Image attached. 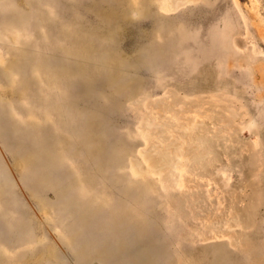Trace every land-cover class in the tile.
Instances as JSON below:
<instances>
[{"label":"rangeland","instance_id":"rangeland-1","mask_svg":"<svg viewBox=\"0 0 264 264\" xmlns=\"http://www.w3.org/2000/svg\"><path fill=\"white\" fill-rule=\"evenodd\" d=\"M82 1L87 27L99 24L98 9L122 21L115 37L102 33L104 41H112L108 49L87 54L65 40L59 51L36 48L27 43L34 36L15 19L31 11L35 0H0V127L15 123L30 130L28 124L43 123L52 135L80 145L81 135L64 131L54 115L28 111L33 103L19 87L28 74L12 66L28 53L47 61L64 58V49L109 56L110 65L93 59L89 64L103 65L101 78L113 77L116 85L107 103L111 113L101 98L98 104L108 138L123 152L116 169L131 190L124 206L132 219H143L137 231L157 257L150 264H264V0ZM42 7L56 16L51 5ZM75 10L70 7L66 17L71 23ZM32 75L37 78L32 89L63 92L39 73ZM59 96L55 101L62 103L65 95ZM0 140V167L9 172L0 174V218L20 217L19 224L34 228L37 236L25 240L0 220V264H55L54 252L75 262L68 233L55 223L61 211L41 204L43 194L20 180L22 158ZM78 151L81 159H64L65 171L79 182L74 192L81 199L106 200L109 207L121 194L96 195V185L83 179L93 176L99 186L108 181L96 173L95 157L80 146ZM8 178L15 197L8 192L4 198ZM46 188L55 201V189Z\"/></svg>","mask_w":264,"mask_h":264},{"label":"bare ground","instance_id":"bare-ground-1","mask_svg":"<svg viewBox=\"0 0 264 264\" xmlns=\"http://www.w3.org/2000/svg\"><path fill=\"white\" fill-rule=\"evenodd\" d=\"M100 1L112 2L113 0H97L98 5ZM44 4L51 5L56 16L53 17L44 11L42 7ZM8 6L9 3L5 7ZM86 6L87 4L82 0H35L31 11L27 13L21 11L15 16V19L22 29L34 36L35 40L27 43L36 48L59 51L63 40H65L73 45L75 50H82L87 54H92L94 51L103 48L108 49L112 45V41H104L102 33H110L112 37H115L120 32L118 23L121 20L112 16L113 13H99L98 9L99 24H92L87 27L81 20V14L85 12L83 7ZM70 7L76 8V15L72 18L74 23L66 18L70 14ZM12 18L13 15L8 17V19ZM64 52H61L64 58L58 57L55 60L48 58L49 61L41 54L19 55L20 58L14 65L15 67L12 66V70L28 74L20 80L19 85L22 95L30 97L33 103V107L28 108V111L32 113L45 111L54 115L57 124L64 131L71 135H81L80 145L76 144L69 136L52 135V129L43 123L28 124L30 128L27 127L30 130L15 123L10 128L7 125L8 130L0 127V130L4 129L0 131L2 132L0 138L3 139L5 148H8L13 155L22 158L19 172L20 180L31 186L36 194H43L44 200L42 199L43 203L41 204L54 211H61V215L56 217L55 223L68 233L67 244L73 253L75 262L70 256L60 257L58 252H54V257L58 259L53 261L55 264H94L98 261L102 264H150L157 257L155 258L153 246L151 247L144 240L143 235L138 233L140 231H137L143 223V219L133 216L132 219L131 213L126 212L124 206L126 199L131 195V190L125 182V176L118 174L116 169L119 166L118 159H123V152L119 153L115 144H112V140L108 138L110 129L101 116V111L104 108L102 110V106L98 104L100 98L106 105L111 103V99L115 97L116 85L113 84V77L101 78L103 65H97L95 62L89 64L92 62L90 60L93 59L104 65H110L112 59L107 55L82 56L74 54L72 50L68 52L65 49ZM65 56L73 58L74 61L68 62L65 60ZM79 62H84V64ZM35 72L39 73L41 79L47 83L60 85L63 92L44 90L41 93V90L32 89L31 86L37 81L35 76L34 79L31 78ZM105 75L108 76L109 74L105 73ZM106 84L110 89L109 91L103 90ZM111 91L113 92L111 93ZM60 94L65 95L64 101L57 103L58 101L56 100V102L55 99L59 100L61 97L57 96ZM85 102L87 103L85 104L86 107H79L81 103L84 106ZM107 106L109 108V105ZM109 113H111L110 108ZM106 118L109 119L110 117ZM2 121L5 126L4 119ZM6 123L8 124V122ZM79 146L87 150L92 158L95 157L91 161L97 167L96 173L108 181V185L99 186L93 176H87L83 179L89 185H96V195L103 191L112 196H116L117 191L121 194V198L112 202L109 207H107L108 201L106 200L97 202L99 198L96 200V196L81 199L76 193L77 191L74 192L79 182L77 179H71V174L65 171L64 159L68 157L79 159L82 156L78 151ZM83 153L85 152L83 151ZM0 170V174L9 176L7 169L0 167ZM46 185L51 187V190L52 188L55 189V201L48 199L49 191ZM4 186L1 189L2 197L6 198L8 192H11L12 196L15 197L14 184L9 178ZM82 186L84 185L82 184ZM9 208L11 207L9 206ZM1 218L2 222L4 220L10 222L13 229H19L17 231L22 233H17L25 235L23 236L25 240L36 241L37 236L33 235L34 228L19 224L18 219L20 217L7 219V215L2 214ZM66 219H68V223H66ZM33 227L35 226L33 225Z\"/></svg>","mask_w":264,"mask_h":264}]
</instances>
